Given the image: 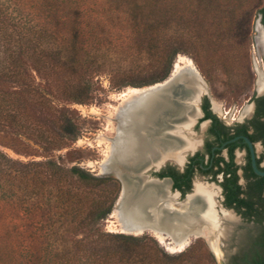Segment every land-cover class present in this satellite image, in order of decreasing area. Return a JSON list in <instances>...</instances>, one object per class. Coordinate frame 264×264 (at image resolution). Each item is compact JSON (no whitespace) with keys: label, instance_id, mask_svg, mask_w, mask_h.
<instances>
[{"label":"rangeland","instance_id":"rangeland-1","mask_svg":"<svg viewBox=\"0 0 264 264\" xmlns=\"http://www.w3.org/2000/svg\"><path fill=\"white\" fill-rule=\"evenodd\" d=\"M43 1L0 0V4L8 12V16L4 17L8 34L12 33V28H16L15 24L21 28L25 21L27 23L38 17L39 24L45 29L39 33L38 50L41 49L50 54L56 52L61 46L72 45L71 51L76 49L82 57L77 76L92 80L90 82L92 97L87 103L51 97L54 105L69 111L80 130L78 137L68 141L65 146L44 150L40 144L32 142V145L28 147L20 145L9 147L0 144V149L14 160L24 163L52 157L65 166L78 165L94 175H100L101 163L110 152V139L116 134L117 121L114 114L121 100L120 94L132 87L127 85L116 88L115 84L124 78L139 80L152 72L157 64L154 33L149 31L148 25L137 26L132 23V9L135 4L149 2V0H67L60 6H53L52 2ZM258 1L195 0L191 2L182 0L178 21L175 19L176 15L171 16V13H167L168 26L160 33L163 40L172 37L181 40L185 51L176 55L173 64L179 60L180 55L190 59L207 83L211 106L215 108V104L219 105L222 111L229 112L228 117L233 113L242 114L253 93L260 86L259 71L264 73V54L256 44V36L259 33V13L253 9ZM169 2L170 0L167 1ZM247 9L252 16L249 36L246 44L243 45L235 41L234 27L238 19H245L242 15ZM73 33L77 34L76 38H71L70 35ZM14 39L19 40L17 50H27L28 43L25 38L21 36L19 38L18 35ZM12 45H8L9 49H12ZM29 45L31 46V43ZM29 64H31L29 70L32 78L43 86L45 80L32 67V61H29ZM7 86L8 89L18 87L13 81H7ZM28 112L37 113V110L33 108ZM193 132H198V136L201 135L200 129ZM101 136L104 137L103 140L100 139ZM116 180L118 182L116 188L90 186L86 189V210L93 208L94 204L100 200H105L106 204L112 202L107 216L90 225L89 228L92 227L95 233L145 236L171 254H178L191 247L180 260L167 263L156 261L153 264H220L217 253L213 251L206 237H192L184 249L173 251L171 240H162L153 231V233L144 231L140 234L123 232L116 212L113 213L114 204L121 191V183L118 179ZM0 211L4 214L25 213L23 205L11 204H4ZM2 223L1 219L0 226ZM39 223L38 220V226H40ZM18 228H22L21 235L24 240L18 243L19 245L10 247L16 249L17 258L22 263L30 264L37 260L53 259L56 250L62 247L56 243L34 238V234L38 232L34 229L31 231L27 228L25 231L20 224ZM240 231L245 238V234L251 229H246L243 223H239L231 241L219 248L220 255L223 251L228 252L225 264H229L230 256L239 248L234 242L235 235ZM1 232L0 228V234ZM81 235L83 234L79 231L78 237Z\"/></svg>","mask_w":264,"mask_h":264},{"label":"trees","instance_id":"trees-1","mask_svg":"<svg viewBox=\"0 0 264 264\" xmlns=\"http://www.w3.org/2000/svg\"><path fill=\"white\" fill-rule=\"evenodd\" d=\"M45 1L52 2L53 6L67 2ZM167 1L149 0L136 3L133 7L132 23L137 26L148 25L149 31L154 33L157 64L143 78H124L114 87H141L165 79L176 55L185 51L180 39L172 37L163 40L160 37L162 30L168 26L167 13L176 15L178 21L182 3V0ZM253 9L261 14L264 26V0L255 3ZM6 16L7 10L0 4V144L28 147L33 142L40 144L44 150L63 147L68 141L75 140L80 130L69 111L54 105L51 97L76 103H87L91 99L92 80L77 76L82 57L76 49L71 51L70 44L50 54L38 50L39 33L45 30L39 24L38 17L27 23L25 21L21 28L15 24L18 30L12 28L9 35L4 22ZM251 16L252 13L247 9L242 15L245 19L240 18L235 22L234 37L239 44H246ZM18 35L26 39L29 50H17L19 40L14 38ZM70 36L76 38L77 34ZM9 44H13L12 49H9ZM29 61L45 80L43 86L32 78ZM7 81L15 82L18 87L8 89ZM204 100L207 101L206 97ZM33 108H36L37 113L28 112ZM262 111L264 113V103ZM158 175L162 177L164 173ZM90 186L116 188L118 182L110 176L94 175L78 165L65 166L52 157L24 163L14 160L0 149V208L4 204H11L23 205L25 210V213L17 214L0 211V221H3L0 226V264H27L18 260L16 249L10 247L24 240L19 224L25 231L27 228L38 231L34 238L62 246L56 250L55 258L30 264L167 263L180 260L191 249L188 247L178 254H171L145 236L95 233L92 227L89 228L90 225L107 216L112 202L106 204L105 200H100L93 208L86 210V189ZM38 220L40 226L37 225ZM79 231L83 234L81 237H78ZM236 264H264V228L249 247V252H245Z\"/></svg>","mask_w":264,"mask_h":264},{"label":"flooded vegetation","instance_id":"flooded-vegetation-1","mask_svg":"<svg viewBox=\"0 0 264 264\" xmlns=\"http://www.w3.org/2000/svg\"><path fill=\"white\" fill-rule=\"evenodd\" d=\"M204 97L200 103L202 115L193 126V131L201 132L191 138L193 151L185 158L181 152L179 160L177 150H170L167 162L154 175L160 177L158 174L164 173L160 178L168 179V193L175 197L176 206H182L194 193L200 204L211 195L220 215L231 213L237 218L229 237L221 240L222 245L231 241L239 223L251 229L245 238L241 231L235 235L234 244L239 248L230 256L229 264H236L264 228V175L257 174L253 166L254 157L257 169L264 171V94L253 93L242 114L229 117L228 111H222L217 104L213 108L208 96ZM248 107L249 111H245ZM194 237H206L212 247L209 236Z\"/></svg>","mask_w":264,"mask_h":264},{"label":"water","instance_id":"water-1","mask_svg":"<svg viewBox=\"0 0 264 264\" xmlns=\"http://www.w3.org/2000/svg\"><path fill=\"white\" fill-rule=\"evenodd\" d=\"M258 22L264 35L261 14H259ZM173 70L174 64L165 79L141 87L132 86L131 88H138L140 92L134 94L120 108V113L128 112L124 122L119 124L121 131L116 134L117 140L123 137V141L116 142L110 157L101 164L100 172V175L112 176L121 183L120 195L114 204L115 209H121L123 202L131 195H135L138 188L136 192L134 188L140 180L166 182L168 186L167 178L154 175L168 158L151 157L152 148L160 146L161 153L166 155L171 150L168 149L169 147L174 148L171 146H177L180 143L182 136L177 135V130L185 135L194 136L195 134L193 126L202 115L201 100L204 96H208L207 83L194 65H186L178 72ZM262 94L264 90L260 91L257 88L256 95ZM139 102H148V106L146 108L142 106L138 112V118L133 120L132 115ZM252 107L251 104L250 108ZM251 150L253 152L252 147ZM192 151H186L183 157L185 158ZM253 166L257 174L264 175V171L257 169L254 157ZM187 196L188 194L184 199ZM227 256V251L217 255L219 263L225 264Z\"/></svg>","mask_w":264,"mask_h":264},{"label":"bare ground","instance_id":"bare-ground-1","mask_svg":"<svg viewBox=\"0 0 264 264\" xmlns=\"http://www.w3.org/2000/svg\"><path fill=\"white\" fill-rule=\"evenodd\" d=\"M258 30L259 33L256 36V40L264 54V35L260 23L258 24ZM186 65L194 64L187 57L180 55L179 60L174 63L173 72H178ZM259 72V89L261 91L264 90V73ZM138 92H140L138 88H130L120 94L121 100L114 114V118L117 121L116 134L121 131L119 124L124 122L126 119L125 116H128V112L120 113L121 106ZM142 106L146 108L148 102H139L137 104L132 115L133 120L138 118V112ZM245 111H249V107ZM176 133L182 136L180 143L178 145L176 144L177 146H171L174 148L169 147L168 149H171V151H174V149L177 150L175 155L180 160L182 158L181 152L185 153L190 150L194 144L191 140V135H185L180 130H177ZM116 134L110 139V152L103 162L110 157L116 142L121 141L122 143L123 141V137L117 140ZM100 139L103 140L104 137L101 136ZM166 155L162 154L160 146H157L152 148L150 156L157 159L158 157L164 158ZM136 188H138L137 192ZM134 190L136 192L135 195L127 198L123 202L121 209L114 208L113 213L116 212L115 214L119 220L120 228L123 229V232L140 233L142 231H153L162 240L170 239L173 251H181L184 249L194 236L206 235L212 241L214 252L220 255L219 248L222 246L221 240L229 237L233 226L237 222V218L231 213L220 215L215 210V201L211 195L204 197L205 199L200 204L199 196L197 193H194L188 196V200L182 206H176L174 204L175 197L168 193L166 182H147L143 179L137 182ZM196 191H199V189L196 188Z\"/></svg>","mask_w":264,"mask_h":264},{"label":"built area","instance_id":"built-area-1","mask_svg":"<svg viewBox=\"0 0 264 264\" xmlns=\"http://www.w3.org/2000/svg\"><path fill=\"white\" fill-rule=\"evenodd\" d=\"M260 60L262 61V58L260 57ZM256 61H258V59L256 58Z\"/></svg>","mask_w":264,"mask_h":264}]
</instances>
